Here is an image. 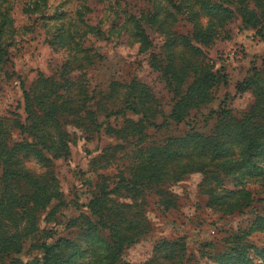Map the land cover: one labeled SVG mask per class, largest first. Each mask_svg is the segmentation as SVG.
<instances>
[{
	"label": "trees",
	"instance_id": "obj_1",
	"mask_svg": "<svg viewBox=\"0 0 264 264\" xmlns=\"http://www.w3.org/2000/svg\"><path fill=\"white\" fill-rule=\"evenodd\" d=\"M1 1L2 14L9 17L13 0ZM73 1L62 0L58 13L42 18L52 22L64 43L66 61L58 79L40 74L30 91L22 87L26 119L16 115L13 120L17 139L5 123L8 119L0 117V264H135L125 256L153 231L151 200L164 211L177 209L179 197L172 187L193 174L203 177L199 193L211 210L233 215L259 203L261 211L247 227L228 232L221 241L201 243L197 253L189 251L185 237L160 239L139 264H264V246L259 249L250 240L252 233H264V60L261 69L254 67L239 84V93L251 92L254 98L247 112L235 114L224 107L211 113L209 134L190 131L148 143L149 129L182 123L193 110L213 102V90L227 77L214 69L205 48L230 39L227 28L236 17L264 43V0H124L123 10L113 9L107 30L87 20L95 11L88 0H77L76 8L64 11ZM39 3L50 7L49 0H35L27 7ZM182 22L191 27L189 33L176 31ZM150 33L163 38L161 59L154 57V67L172 95L169 114L160 111L148 85L133 80L122 85L127 89L124 108L106 110L107 118L124 116L122 124L101 122L86 84L71 77L100 59L89 39L127 35L146 53L153 46ZM2 37L0 31V70L6 56ZM160 115L163 125L155 123ZM70 126L81 129L83 139L99 136L105 127L106 135L119 140L95 157V167L114 161L118 151L126 163L113 176H98L86 212L67 223L73 236L55 238V230L47 226L56 222L66 203L53 166L72 155ZM30 158L47 168L46 173L29 169ZM220 244L224 249H218Z\"/></svg>",
	"mask_w": 264,
	"mask_h": 264
},
{
	"label": "rangeland",
	"instance_id": "obj_2",
	"mask_svg": "<svg viewBox=\"0 0 264 264\" xmlns=\"http://www.w3.org/2000/svg\"><path fill=\"white\" fill-rule=\"evenodd\" d=\"M32 1L35 0H13L9 17H6L2 14L5 4L0 0V31H3L2 41L6 50V56L1 63L4 68L0 70V117L8 119L5 123L10 129L16 115L23 122L26 119L22 87L30 91L40 74L58 79V70L66 61L64 43L57 37L56 27H52L51 21L42 20L58 13L56 7L62 0H49V8H44L42 3L37 7H27ZM88 1L87 6L95 11L87 20L104 30L110 27L113 9L121 11L126 5L124 0ZM78 3L75 0L63 10L71 12ZM46 22L50 23L51 30H48L50 26H44ZM227 30L230 39L219 40L213 47L205 48L207 59L214 65V69L221 70L227 77L213 90V102L200 110H193L182 123L170 122L160 129H149L148 143L159 144L169 137L181 136L190 131L209 134L214 125L211 113L224 107L230 108L235 114H243L250 109L254 101L252 93H239L238 88L240 83L249 78L254 67L262 68L264 43L260 41L255 30L244 28L239 17H236ZM176 31L186 34L191 31V27L182 22L176 27ZM150 35L153 46L146 53H140L139 45L131 43L127 35L105 40L89 39L88 44L93 43L91 45L100 55V59L83 72L74 71L71 77L75 80L81 78V82L86 84L94 98L95 108H99L101 122L112 126L122 124L124 116L107 118L106 110L116 112L124 108L127 89L122 88V85H129L133 80L148 85L161 105L160 111L166 116L169 114L173 105L172 95L165 87L162 74L154 67V57L161 59L160 47L163 45V38L156 33ZM127 116L137 119L132 113ZM163 122L162 115L155 120L157 125H163ZM68 130L73 139L75 138L71 147L72 155L67 160L54 161L53 166L66 203L57 214L56 222L47 226L55 230V238L73 236L74 230H67V223L86 212L85 205L89 202L98 176H113L123 170L126 163L123 153L118 151L114 161L109 164L101 162L99 166H94L95 157L102 154L109 144L114 146L119 142L114 136L106 135L105 127L99 136L91 134L94 138L88 140L81 138V129L70 126ZM17 133L12 129L15 139L18 138ZM27 167L38 175L47 171L35 158L27 161ZM202 178L200 174L188 175L172 187L179 197L177 209L164 211L155 207L151 200L148 217L153 231L141 243L129 249L125 256L127 262H145L150 256L152 244L164 238L185 237L189 251L197 253L201 243L221 241L228 232L247 227L261 211L263 204L259 203H253L243 213L236 211L233 215H222L211 210L206 206V197L199 193ZM250 240L257 248L262 249L264 233H252ZM218 249H224L223 244L218 245ZM24 259L27 260L28 257Z\"/></svg>",
	"mask_w": 264,
	"mask_h": 264
}]
</instances>
